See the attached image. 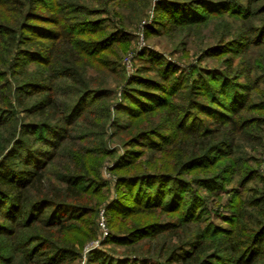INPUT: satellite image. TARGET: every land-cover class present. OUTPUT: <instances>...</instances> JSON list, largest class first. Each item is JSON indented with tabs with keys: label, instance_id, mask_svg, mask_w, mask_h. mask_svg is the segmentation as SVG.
Returning a JSON list of instances; mask_svg holds the SVG:
<instances>
[{
	"label": "rangeland",
	"instance_id": "374dc122",
	"mask_svg": "<svg viewBox=\"0 0 264 264\" xmlns=\"http://www.w3.org/2000/svg\"><path fill=\"white\" fill-rule=\"evenodd\" d=\"M121 1L106 7L104 13L90 16L89 19H108L111 27L108 32H114L112 27L115 25H122L126 32L117 35L120 41L110 50L97 54L99 59L94 58L92 66L85 65V71L82 61L78 62L76 76L67 78L64 71L68 66L62 58L54 59L48 68L36 64L28 66L30 72H41L45 77L46 70L53 71L54 90L62 111L73 105L74 89L79 90L83 84L93 90L110 91L108 116L101 113V105L108 100H102L89 106L90 110L83 118L63 124V129H69V132L47 169L53 179L62 172L80 170L95 175L100 182L98 194L88 197L92 201L90 207L94 209L92 217L80 211H69L86 219L77 227L93 235L79 247L75 264H90L92 255L95 258L108 255L109 264L112 260L115 261L113 264H132L131 259H140L136 264H183L182 258L177 260L176 256L174 262H170L171 250L178 251L183 244L186 245L185 253L190 252L193 243L199 238L202 241L206 235L210 237L204 244L205 255L227 260H214L212 264H232V252L226 250V231L232 233L233 228L237 229L234 219L239 210L244 216L238 230L259 221L254 200L250 197L264 192V33L260 34L258 30L264 25V0H199L202 2L193 5L199 14L196 22L185 23L174 31L164 27L155 32L147 27L154 21L167 20L161 12H156L161 0H134L130 4L132 9L118 7ZM219 3H231L230 11L234 9L241 14L251 7V14L241 21L236 15L228 14L229 7L215 5ZM86 4L98 9V5L89 0ZM0 13L8 15L3 10ZM244 35L251 36L250 40L233 46L235 53L230 51L233 41ZM206 51L216 54L203 56ZM7 56L0 51V61L6 60ZM161 58L181 67L182 71L177 72L181 88L176 90L178 93L168 95V107L133 120L127 111L124 93L133 89L135 85H129V82L138 77H149L160 85L165 84L161 70L164 62H157ZM106 60L109 65L104 63ZM231 61H234V72L226 86L233 87L234 91L224 93L222 74L213 80L214 72L231 67ZM202 77L210 80V87L220 89L224 94L218 96L198 86L189 95L185 87L194 86L193 79ZM10 81V87L16 91V83L13 79ZM43 85L50 86L49 82ZM242 94L247 97L246 107L239 115L244 130L237 133L228 125L216 127L213 124L216 118H220L225 108L233 105V99ZM137 96L143 99L141 95ZM190 103L203 105L204 109L199 106L190 109ZM186 111L194 115L184 131L180 120ZM208 121L213 122L208 124ZM200 123L210 125L211 129H221L216 136L219 135L217 141L222 142L219 144L222 148L208 158L207 162L213 163L210 168L200 164L187 167L186 164L192 153H196L201 139L183 136V133L202 130ZM247 123L251 126L246 127ZM119 124L127 128L125 132ZM60 132L59 136L62 135ZM143 132L147 137L140 139L138 135ZM258 135L262 137V143H258ZM86 151L91 153L86 158L76 155ZM76 156L81 161L79 158L77 161ZM252 172L254 176L249 181L248 174ZM217 177L222 179L217 182ZM137 179L140 181L136 183ZM209 180L215 184H208ZM141 203L146 207L140 210ZM9 245V242L5 244L4 256L11 258L13 250L7 248ZM0 264L3 263L0 261ZM257 264L264 262L259 260Z\"/></svg>",
	"mask_w": 264,
	"mask_h": 264
},
{
	"label": "trees",
	"instance_id": "16d2710c",
	"mask_svg": "<svg viewBox=\"0 0 264 264\" xmlns=\"http://www.w3.org/2000/svg\"><path fill=\"white\" fill-rule=\"evenodd\" d=\"M89 1L91 4H97L98 9L88 6L86 0H0V10L8 14L0 15V51L4 56L5 53L8 55L6 60L0 61V261L3 264H75L79 257V247L93 237L77 227L86 219L69 211L76 210L93 216L94 209L90 207L92 201L88 197L99 192L100 182L95 179L96 176L79 170L62 172L53 179L47 169L62 147V139L66 138L69 132V129H63V124H66V121L71 120L69 122L71 123L72 120L83 118L89 112V106L99 104L102 100H108L101 105L102 111L104 110L101 113L104 117L108 116L111 104L108 95L110 91L93 90L87 84H83L79 90L74 89L76 99L73 105L67 111H62L54 90L53 71L46 70L45 77L44 73H34L28 69V66L35 64L48 68L53 65L54 59L62 58L67 62L68 67L64 71L67 78H74L76 71L79 70L76 66L78 62L82 61L85 71V65L90 67L94 58L99 59L96 57L97 54L105 53L114 43L120 41L117 35L126 32L122 25H115L112 27L114 32H108L107 30L111 28L108 19H89L90 16L104 13L107 11L106 7L115 5L119 0ZM200 2L202 1L161 0L157 3L156 12H161L167 20L154 21L147 29L155 32L160 30L159 28L167 27L174 31L185 23L196 22L199 14L195 12L194 6ZM132 3L134 0H123L117 6L132 9L130 7ZM215 5L229 7L228 14L236 15L241 21L246 20L251 14V7L247 9L248 12L241 14V11L234 9L230 11L231 3ZM259 28L260 34H263L264 25ZM252 30L255 31V28ZM248 36L237 37L229 50L235 53L236 49L233 50L232 47L249 41L251 36ZM221 47L223 44L218 48ZM210 52L212 51H206L203 56L216 54ZM160 60L157 62L162 64L164 59ZM104 63L109 65L108 60ZM233 63L234 61H231V67L214 72L216 77L213 80L222 74L221 85H224L222 87L224 93L234 91L233 87L226 86L234 72ZM70 66L73 68L72 72ZM161 70L166 85H160L149 77H138L129 82V85L135 86L125 91L124 99L133 120L150 115L155 110L165 109L169 105L168 95L176 93V90L181 88V79L177 74L178 71H182L181 67L166 61ZM209 76H213L212 73H209ZM10 79L16 83V91L10 87L12 84ZM193 80L194 86L185 87L189 90V95L193 94L198 86L218 96L224 94L220 89L210 87V80L205 77ZM46 82H49V87L43 85ZM243 95L233 99V105L225 108V113L221 116L220 112L215 111L220 117L216 118V122L207 123L213 122L218 128L228 125L230 130L237 133L244 130L239 118L246 107L247 97ZM189 106L190 109L197 106L204 109L203 105L190 103ZM193 115L191 111H186L182 116L180 121L183 122L184 131ZM104 117L101 125L105 122ZM204 125L205 123H200L202 128L200 131L183 133V136L191 135V138L201 139L196 153H192V157L188 159L187 167L200 164L199 166L203 168H210L213 163L207 162L208 158L214 152L221 151L219 148H222L220 147L222 145L219 144L222 142L217 141L219 135L216 136L220 134L221 129H211L210 125ZM251 125L247 123L246 127ZM118 127L124 129V132L127 129L120 124ZM59 132L62 135L64 133V136H59ZM138 136L140 139L147 137L144 132ZM256 138L258 143H262V137L258 135ZM229 146H226V149ZM90 154L86 151L85 154L79 152L76 155L86 158ZM228 155L232 154L228 152ZM78 158L75 157L77 161ZM75 166L78 167L77 163ZM253 176L254 172L248 174L249 181ZM220 179L222 178L217 177L216 181ZM135 181L137 183L140 179ZM207 183L213 185L215 181L209 180ZM250 198L254 200L253 207L259 221L249 225L247 229L238 230L244 212L239 210L236 214L234 223L237 224V229L233 228L232 233L226 231L228 233L226 250L232 252V264H257L259 260L264 262V192L259 196L251 194ZM124 206L126 207L127 203ZM145 207L143 204L139 209ZM130 237L134 238V235ZM209 237L203 236L202 241L201 238L197 239L190 252L185 253L186 245L183 244L177 248L178 251L171 250L170 262L179 260L178 258H182L183 264H212L214 260L226 262L224 258L205 255L204 244ZM7 242L10 243L7 248L13 250L11 258L4 256ZM179 253L183 255H177ZM102 256L95 258V255H92L90 264H109L108 255ZM138 260L131 259L130 262L136 264ZM114 262L112 260L110 264Z\"/></svg>",
	"mask_w": 264,
	"mask_h": 264
}]
</instances>
